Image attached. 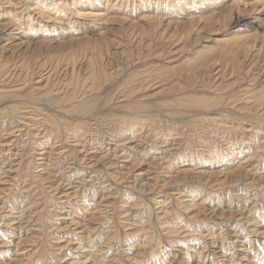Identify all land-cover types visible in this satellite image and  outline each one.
Segmentation results:
<instances>
[{
	"label": "rangeland",
	"instance_id": "rangeland-1",
	"mask_svg": "<svg viewBox=\"0 0 264 264\" xmlns=\"http://www.w3.org/2000/svg\"><path fill=\"white\" fill-rule=\"evenodd\" d=\"M180 1L0 0V264H264V0Z\"/></svg>",
	"mask_w": 264,
	"mask_h": 264
},
{
	"label": "bare ground",
	"instance_id": "bare-ground-1",
	"mask_svg": "<svg viewBox=\"0 0 264 264\" xmlns=\"http://www.w3.org/2000/svg\"><path fill=\"white\" fill-rule=\"evenodd\" d=\"M177 1V0H176ZM173 3V2H172ZM180 3H182V0L180 1ZM260 4V3H259ZM172 5V4H171ZM170 5V6H171ZM262 5V4H261ZM168 4L166 3L165 5V8H168ZM238 6H239V3H238ZM102 5H98L96 2H91V4L89 5V8H91L90 12L89 13H85V14H82V13H78L79 15L81 16H84V17H94L96 19L102 17L101 14H99L98 12H101V10H98V8H101ZM174 7V6H173ZM87 8V7H86ZM88 8V9H89ZM97 10H96V9ZM239 10V9H238ZM80 12V11H79ZM240 13H237L236 16L234 17V20H233V23L235 26H238V27H242V26H248V27H251V25H254V23H252L251 21H248L243 14H241V11H239ZM106 14V13H105ZM103 18V17H102ZM256 18V17H255ZM105 19V18H104ZM150 19V18H149ZM157 19V18H156ZM116 20V19H114ZM151 20V19H150ZM254 21H257V19H254ZM191 22V21H190ZM156 23V22H155ZM34 24V23H33ZM35 25V24H34ZM33 26V25H32ZM40 27V26H38ZM30 30V29H29ZM244 45V44H243ZM241 47V46H240Z\"/></svg>",
	"mask_w": 264,
	"mask_h": 264
}]
</instances>
